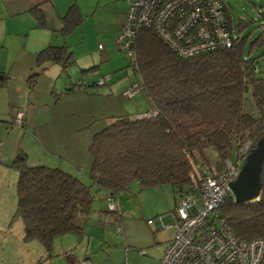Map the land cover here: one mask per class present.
<instances>
[{"label":"trees","instance_id":"trees-1","mask_svg":"<svg viewBox=\"0 0 264 264\" xmlns=\"http://www.w3.org/2000/svg\"><path fill=\"white\" fill-rule=\"evenodd\" d=\"M224 12L231 46L189 57L175 54L151 29L137 30L132 63L154 113L116 117L93 134L88 145L89 186L62 165H28L24 154L15 157L14 217L22 220L25 240H36L49 252L55 236L81 235L95 214L91 186L115 197L132 182L141 187L170 184L183 194L198 186L202 169L221 172L223 161L241 145L248 142L250 150L264 135V75L250 55L252 46L264 41V31L246 50L245 37L238 35L242 26L239 23L234 34L225 3ZM34 13L37 25L45 24L42 12ZM78 22L70 7L61 31L67 34ZM35 59L39 69L28 76L30 86L46 63L67 70L75 62L65 45H48ZM80 87L73 84L67 91ZM247 91L256 113L243 108ZM260 181L259 199L236 202L230 195L217 209L232 231L247 240L264 238V162Z\"/></svg>","mask_w":264,"mask_h":264},{"label":"rangeland","instance_id":"rangeland-1","mask_svg":"<svg viewBox=\"0 0 264 264\" xmlns=\"http://www.w3.org/2000/svg\"><path fill=\"white\" fill-rule=\"evenodd\" d=\"M223 1L232 19L234 34L238 33V25L241 24L242 27L238 35L245 37V48L248 50L253 45L252 42L264 31V0ZM94 3H96V17L101 15L99 19L102 23H99L97 18L95 27L92 24L86 31L88 34L86 36L87 45H95L94 49L96 50L97 44L100 43L101 48L104 47L102 51L104 56L102 57L101 54L94 51L87 57H83L85 63L82 58L77 59L80 65L88 66L84 74L81 71L84 67H80L78 63L72 64L67 70H62L58 64L46 63L44 74L36 81L31 93L33 105L30 104V107L37 114V120L45 121L49 111L54 112L53 116L65 118L66 122H70V124H64L65 127L57 139L59 142L53 144L54 146L42 145L36 141L35 137L25 136V141L31 144L25 150L28 154V165L47 164L37 160L40 154L44 157L45 155L51 158L54 156L59 160H67V157H71V160L77 163L74 168L78 170L79 178L81 177L88 186L87 175L90 161L88 145L93 134L109 124L114 119L112 117H120L119 114L132 116L133 112L148 110L152 106L139 74L134 70L132 59L128 57L126 50L116 43L118 32L112 35V24L116 23L117 16L123 13L126 18L128 1L94 0ZM86 7L89 8L88 5ZM75 39L81 40L80 36ZM250 55L255 58L258 69L264 75V41L261 45L252 46ZM92 58L96 65L99 64V69L89 68L93 64ZM99 61L100 63H98ZM100 72H102L101 75ZM107 74L110 75V79L103 85H93L95 80ZM73 84H82L83 87L68 92L67 89ZM134 85L138 86V90L133 94L126 95L125 91ZM244 103L245 110L257 112L250 91L246 92ZM72 106L77 109L70 110ZM89 107L94 109L95 119L86 121L87 117L84 119L81 111ZM21 109L23 110V108ZM40 111H42L41 114ZM79 125L81 126L79 127ZM14 128L18 130V133L12 135L15 138L22 134V130H20L22 128L17 126ZM27 130L31 131L28 127ZM234 157L235 153L231 155V158ZM7 178L5 177V180L10 182V178ZM90 192L92 208L95 210L93 220L96 221V225L93 222L89 226V233L94 242L96 263L158 264L164 249V242H160V240L173 235V229L166 225L175 218V205L178 201L176 190L170 184L141 187L136 182H132L127 190L121 191L117 195L118 203L121 205L118 211L107 208L105 189L91 186ZM158 216H160L162 226L157 229L154 220ZM12 221V227L16 229L20 219L14 217ZM115 226L122 229L121 233L114 231ZM39 251L42 249L36 240L18 242L13 238L0 247V264H29Z\"/></svg>","mask_w":264,"mask_h":264},{"label":"crops","instance_id":"crops-1","mask_svg":"<svg viewBox=\"0 0 264 264\" xmlns=\"http://www.w3.org/2000/svg\"><path fill=\"white\" fill-rule=\"evenodd\" d=\"M86 5L89 6L88 9ZM70 7H73L74 13L78 14L79 22L67 34H64L61 31L63 17ZM37 10H40L45 18V24L41 26L37 25V18L34 13ZM100 16L96 17V3H94V0H0V217H2L0 218V247L10 242L13 238L18 242H21V240L25 242L33 241L24 239L23 223L20 218V223H18L16 229L12 227L16 206L17 179V171L12 166V162L20 153L25 155L27 162L28 154H26L25 150L31 144L25 141V136L35 137L36 141L42 145L54 146L53 144H58L59 142L57 139L65 127L64 124H70V122H66L65 118L57 115L53 116L54 112L49 111L45 121L37 120V114L30 107V104L33 105L31 93L36 82L30 86L27 78L31 73L39 69L35 62L36 53L48 45H65L73 55L75 60L73 64L78 63L77 59H83V57H87L88 54H92L94 51L103 57L102 51L104 47L100 48V43H98L95 50V45H87L88 39L86 38L88 36L86 31L89 30L92 24L95 27V22ZM124 20L123 13L117 16L116 23L112 24V35L120 32ZM98 22L102 23L100 19ZM79 32L81 34H78ZM77 36H80L81 40H74ZM92 60L93 64L89 68L99 69V64H95L94 58ZM83 63H85L84 59ZM81 65L80 67H84V69L88 67L85 64ZM45 69L37 76L36 81L44 74ZM101 73L99 74L101 75ZM76 109L75 106H72L70 110ZM86 110L87 112H85ZM17 111H22L21 125H17L14 122ZM153 111L151 106L148 110L133 112L132 115L146 114ZM81 112L84 115V119L87 117L86 121L95 119L93 108L82 109ZM41 113L42 111H40ZM119 115L124 116L123 114ZM16 126L22 128L20 129L22 134L14 138L12 135L18 133V130L14 128ZM27 127L31 131H28ZM66 159L59 160L57 157L54 158L53 156L51 158L47 155L44 157L42 154L37 157L38 161H44L48 165H62L76 176H79L78 170L74 168L77 163L73 162L71 157ZM5 177L10 178V182L6 181ZM174 215H176V212H174ZM93 217L84 225L81 235L69 232L55 236L52 240L50 251L47 252L41 247L42 251H39L29 264H80L83 261L89 264H97L96 256L94 255V242L92 241V235L90 236L89 233V226L94 222ZM154 222L157 229L162 226L160 216ZM94 224L96 225V221ZM166 227H171V223L166 225ZM17 228L19 229L17 230ZM121 230L117 232L114 228L117 233H121ZM170 238H162L160 240V242H164L163 252Z\"/></svg>","mask_w":264,"mask_h":264},{"label":"built area","instance_id":"built-area-1","mask_svg":"<svg viewBox=\"0 0 264 264\" xmlns=\"http://www.w3.org/2000/svg\"><path fill=\"white\" fill-rule=\"evenodd\" d=\"M127 1L126 18L116 43L133 62L135 54L131 45L139 29H151L181 57L229 48L232 44L223 0ZM109 77L108 74L99 77L97 84L103 85ZM137 87L134 85L125 94H133ZM153 113L135 116L142 118ZM14 122L22 124V111H17ZM248 152L246 142L237 149L234 158L223 161L221 172L214 174L202 169L198 186L179 194L171 222L173 235L158 264H264V238L247 240L235 234L217 210L232 195L230 183L237 177ZM106 199L107 208L118 211L117 197L107 195ZM114 228L120 231L119 226Z\"/></svg>","mask_w":264,"mask_h":264},{"label":"water","instance_id":"water-1","mask_svg":"<svg viewBox=\"0 0 264 264\" xmlns=\"http://www.w3.org/2000/svg\"><path fill=\"white\" fill-rule=\"evenodd\" d=\"M264 162V135L245 155L237 177L230 183L236 202H250L259 199L261 192V166Z\"/></svg>","mask_w":264,"mask_h":264}]
</instances>
